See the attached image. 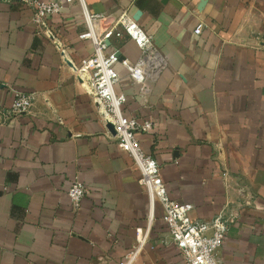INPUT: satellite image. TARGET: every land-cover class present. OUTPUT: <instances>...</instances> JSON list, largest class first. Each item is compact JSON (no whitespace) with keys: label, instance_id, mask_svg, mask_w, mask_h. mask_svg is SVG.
<instances>
[{"label":"crops","instance_id":"crops-1","mask_svg":"<svg viewBox=\"0 0 264 264\" xmlns=\"http://www.w3.org/2000/svg\"><path fill=\"white\" fill-rule=\"evenodd\" d=\"M98 28L123 9L140 12L166 65L145 93L122 58L139 46L112 36L122 113L151 119L137 130L160 163L168 194L192 202L191 216L237 212L216 255L222 264L264 259V0H85ZM24 0H0V103L33 91L30 110L0 123V264H117L145 225L148 196L139 169L118 144L75 70L93 43L82 35L78 1L48 16L53 37ZM202 22L199 32L194 31ZM63 48L64 51L61 49ZM61 119L62 121H59ZM79 176L88 191L74 207ZM248 198L249 203L244 200ZM154 203L148 238L132 264H185Z\"/></svg>","mask_w":264,"mask_h":264},{"label":"built area","instance_id":"built-area-1","mask_svg":"<svg viewBox=\"0 0 264 264\" xmlns=\"http://www.w3.org/2000/svg\"><path fill=\"white\" fill-rule=\"evenodd\" d=\"M24 1L32 8L31 20L35 26L53 37L47 18L59 10L61 0ZM76 1L80 3L83 13L85 27L82 35L89 37L93 43L92 51L82 56L75 64L77 77L83 88L91 95L100 117L112 123L114 131L111 134L115 136L121 148L132 157L140 172L138 182L145 188L148 196L146 223L144 226H135L134 241L117 264H132L136 260L148 238L156 201L162 207V218L168 232L167 240L176 244L185 264H222L216 255V248L221 244L237 212L232 208L223 207L206 218L191 216L189 210L192 202L176 200L168 194L159 161L153 154L143 149L136 134L137 130H151L153 121L148 118L138 120L134 116L128 117L122 113L125 93L115 89V82L119 78L115 68V62L119 59L117 47H110L107 40L112 36H127L139 46L140 52L135 59L122 60L130 76L137 81L138 90L143 94L147 88V80L155 78L166 65L165 55L155 44L151 32L126 9L121 10L108 25L99 29L98 20L103 16V12L89 11L85 0ZM201 27L202 22H197L194 31L199 32ZM61 50L64 51L63 48ZM34 97L33 91L14 89L12 100L8 104L0 103V123L29 111ZM87 191L88 186L79 176L71 180L67 194L74 207L79 205L81 197ZM244 202L250 201L246 198Z\"/></svg>","mask_w":264,"mask_h":264},{"label":"water","instance_id":"water-1","mask_svg":"<svg viewBox=\"0 0 264 264\" xmlns=\"http://www.w3.org/2000/svg\"><path fill=\"white\" fill-rule=\"evenodd\" d=\"M139 12H140V10H139V9H136V11L134 12L133 16H134L135 18H137ZM107 41L109 42V39H108ZM116 53H117V55H118V58H121V57L123 56V54L120 52L119 49L116 50ZM106 125H107V127H108L110 130L114 131V129H113V125H112V123H111L110 121H107V122H106Z\"/></svg>","mask_w":264,"mask_h":264}]
</instances>
